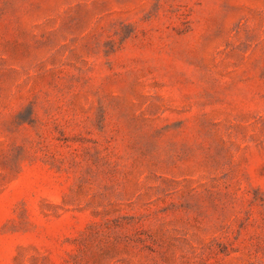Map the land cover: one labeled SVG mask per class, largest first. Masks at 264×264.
Returning a JSON list of instances; mask_svg holds the SVG:
<instances>
[{
	"label": "rangeland",
	"instance_id": "1",
	"mask_svg": "<svg viewBox=\"0 0 264 264\" xmlns=\"http://www.w3.org/2000/svg\"><path fill=\"white\" fill-rule=\"evenodd\" d=\"M0 264H264V0H0Z\"/></svg>",
	"mask_w": 264,
	"mask_h": 264
}]
</instances>
